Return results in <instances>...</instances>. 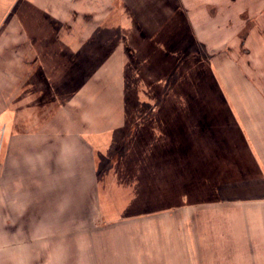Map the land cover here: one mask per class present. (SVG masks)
Returning <instances> with one entry per match:
<instances>
[{"label": "crops", "instance_id": "crops-1", "mask_svg": "<svg viewBox=\"0 0 264 264\" xmlns=\"http://www.w3.org/2000/svg\"><path fill=\"white\" fill-rule=\"evenodd\" d=\"M263 20L264 0H0V227L31 212L57 227L95 196L110 204L127 176L131 195L174 177L184 200L194 178L197 194L248 195L229 201L264 212V77L203 105L179 53L210 52L213 35L234 66L263 68Z\"/></svg>", "mask_w": 264, "mask_h": 264}, {"label": "rangeland", "instance_id": "rangeland-1", "mask_svg": "<svg viewBox=\"0 0 264 264\" xmlns=\"http://www.w3.org/2000/svg\"><path fill=\"white\" fill-rule=\"evenodd\" d=\"M210 26L212 30L208 31L214 34L213 26ZM205 36L211 38V53L201 49L198 55L189 51L179 52L181 58L185 57L182 59L185 75L193 76L187 82L196 84L193 92L201 94V104L210 102L217 87L230 97L231 92L245 90L242 80L264 77V65L263 68H251L253 62L247 60L234 66L228 56L217 50L216 36ZM152 55L154 61L165 58V52L159 48ZM171 56L179 58L175 52L169 54L170 59ZM209 62L211 68L207 67ZM244 64L249 67L242 68ZM179 72L177 69L175 74L172 68L164 76L174 82ZM198 74L207 77L205 85H202V79L197 80ZM254 86L264 91V85L258 80ZM179 92L181 98L187 94V91ZM239 103L237 101V106H242ZM250 106L249 102L247 107ZM252 106L256 108V104ZM259 106L264 107L262 104ZM113 175H108V178L114 182ZM125 176L127 174H123ZM127 178L121 179V190H111L110 204L100 196L101 211L95 196L93 210L88 206L86 211L76 213L75 217L67 213L63 215L66 218L56 222L57 227L51 225V220L39 222L38 212L30 213L34 220L14 221L19 225L15 228L0 227V264H264V212L249 202L236 204L229 201L252 197L197 194L198 181L191 178L189 193L184 190L182 200L176 192L187 188L180 187L182 181L174 177L164 181L170 182V188L136 189L135 192L146 191L148 194L131 195L129 189L133 188L124 182ZM159 192H167V196ZM212 199L221 201L205 204V200ZM177 204L180 208H166ZM107 216L113 219L107 220ZM20 223H29L30 226L20 227Z\"/></svg>", "mask_w": 264, "mask_h": 264}, {"label": "trees", "instance_id": "trees-1", "mask_svg": "<svg viewBox=\"0 0 264 264\" xmlns=\"http://www.w3.org/2000/svg\"><path fill=\"white\" fill-rule=\"evenodd\" d=\"M215 99L210 100V102L207 104V106H212V103L215 102Z\"/></svg>", "mask_w": 264, "mask_h": 264}]
</instances>
